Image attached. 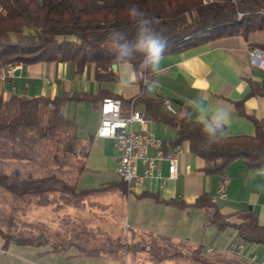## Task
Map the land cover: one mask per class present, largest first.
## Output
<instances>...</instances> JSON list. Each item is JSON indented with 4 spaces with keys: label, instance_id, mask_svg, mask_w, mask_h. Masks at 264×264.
<instances>
[{
    "label": "trees",
    "instance_id": "16d2710c",
    "mask_svg": "<svg viewBox=\"0 0 264 264\" xmlns=\"http://www.w3.org/2000/svg\"><path fill=\"white\" fill-rule=\"evenodd\" d=\"M135 4L167 38L165 54L181 52L191 46L231 35L264 31V0H0V67L36 62H73L77 72L87 64L96 66V79L117 81L112 64L114 53L109 33L124 31L129 39L135 36L136 25L128 17V8ZM264 50V43H250ZM139 54L132 61L138 64ZM154 76V75H153ZM152 76V78H153ZM249 90L234 101L237 113L255 121L254 135H228L207 150L203 136L189 113L174 114L167 110L163 98L145 95L126 99L100 86L97 92H65L55 96H4L0 90V200L8 209H0V236L4 245L48 246V251L67 250L74 246L77 255L104 256L122 259L128 252L144 254L155 264H225L207 259L204 244L167 241L153 232L131 229L126 234L112 235L105 231L96 240L52 239L45 230L23 227L17 220L19 204L30 200L42 208L74 207L85 211L95 205L93 196L110 189L128 192L127 183L119 178L97 187H81L79 178L86 168L94 135L82 136L77 121L61 111L74 99L95 105L105 96L119 97L124 114L138 105L144 107L146 118L160 120L175 127L177 136L163 143L175 147L188 142L190 150L204 160L206 173H222L236 158H243L251 168L264 165L263 123L248 114L245 100L264 96V82L248 78ZM141 89L144 82H139ZM134 100V101H133ZM17 103V112L4 119L5 107ZM52 109L51 122L44 123L45 108ZM164 201L157 193L144 192ZM181 208L212 207L208 225L224 229L234 226L241 242L264 245V224L252 209L224 214L212 197L201 194L193 203L165 200ZM236 219L232 220L231 217Z\"/></svg>",
    "mask_w": 264,
    "mask_h": 264
},
{
    "label": "crops",
    "instance_id": "0c3cea01",
    "mask_svg": "<svg viewBox=\"0 0 264 264\" xmlns=\"http://www.w3.org/2000/svg\"><path fill=\"white\" fill-rule=\"evenodd\" d=\"M255 42L264 43V31L251 32L247 38L243 35L222 36L181 52L164 54L160 68L152 78L159 82V88L152 96L170 99L177 114L188 112L192 118L196 115L195 105L189 103L192 100L201 99V103L205 105H222L228 109L231 116V122L226 130L228 135H254L255 121L239 115L234 101L242 99L249 90L248 78L264 82V50L252 48L250 43ZM256 50L260 54L259 58L254 60L251 53ZM92 64H87L82 72H77L73 62L18 63L13 74H8L5 79L0 77V90L6 97L10 95L33 97L55 96L65 92L70 95L80 91L97 92L99 87L103 86L129 99L136 96L141 89L138 83L131 89L119 92L116 88L117 81L100 83L95 77L96 66ZM113 70L117 73L116 68ZM129 71H132L131 65ZM173 98H179L183 103H176ZM244 107L246 112L261 121L264 127V96L255 95L247 98ZM136 109L144 113L142 105L136 106ZM61 111L77 121L82 136L94 135L86 168L79 178V185L97 187L119 179L116 172L119 150L115 141L111 138L96 137L102 119L100 104L70 100L62 106ZM147 119L149 128L162 143L177 136L174 126L160 120ZM135 127L138 125L135 124ZM162 148L164 153L182 148L178 157L176 178L168 180L164 185L156 178H148L142 183H134V188L128 189L127 194L118 188L100 193L120 192L121 195H127L128 204L133 202L132 211L128 215L129 228L139 232H153L167 241L201 243L206 250L217 251L220 256L232 258L237 264H264L263 244L241 242L234 226L218 229L207 224V219L213 212L212 207L191 206L184 209L165 201L176 199L191 204L201 194L207 193L211 197H217L215 202L222 213L233 214L249 208L256 213L259 222L264 224V177L251 176L250 171L255 168H251L243 158L234 159L222 173H206L203 170L205 163L203 158L190 150L188 142L168 149ZM156 151V148H151L150 154L154 155ZM160 166L162 173L167 175V160H160ZM138 171H143L142 163L138 164ZM225 179L228 180L227 196L219 197L218 189ZM144 192L157 193L165 200L160 201L151 195H142ZM92 200L99 208L105 206L100 200ZM45 209L53 215L46 220L56 224L62 234L56 233L50 237L69 238L67 233H71L76 227L73 215L79 210L74 207ZM90 209L91 207H86L85 212ZM58 218L61 222L57 223ZM231 219L234 220L236 217L232 216ZM70 225L73 229L68 228ZM47 230L48 228L45 229ZM236 243L241 245L238 252L231 249ZM27 246L30 245L12 243L4 245L1 237L0 264H96L94 262L98 261L93 260L99 259L93 258H110L77 255V250L73 249V246L60 251H48V246L38 248ZM230 253L234 255H229ZM126 255L122 259H125ZM55 259L57 261L53 262Z\"/></svg>",
    "mask_w": 264,
    "mask_h": 264
},
{
    "label": "clouds",
    "instance_id": "9594fccd",
    "mask_svg": "<svg viewBox=\"0 0 264 264\" xmlns=\"http://www.w3.org/2000/svg\"><path fill=\"white\" fill-rule=\"evenodd\" d=\"M128 17L136 25L135 36L131 39L122 30L113 29L108 36L111 51L114 53L113 64L117 71V91L123 92L133 88L140 81L145 87L139 89L137 97L152 95L159 88V82L152 79L160 68L162 58L167 50L168 41L156 25L159 20L149 17L135 4L128 8ZM139 54L138 64L129 71V66ZM201 99L189 103L195 105L194 125H198L203 136L202 147L207 150L225 138L231 122L230 112L222 105H205ZM250 175L264 177V166L252 169Z\"/></svg>",
    "mask_w": 264,
    "mask_h": 264
},
{
    "label": "built area",
    "instance_id": "2783aa9c",
    "mask_svg": "<svg viewBox=\"0 0 264 264\" xmlns=\"http://www.w3.org/2000/svg\"><path fill=\"white\" fill-rule=\"evenodd\" d=\"M251 54L256 60L260 52L256 50ZM16 65L0 67L1 79H5L8 74H13ZM163 103L167 110L177 113L170 99L164 98ZM100 111L102 119L96 137L111 138L115 141L119 150L116 172L127 183L129 190L134 188V183H142L148 178H156L164 185L168 180L177 177V162L182 148L164 153L162 141L158 140L154 131L149 128L148 119L142 111L132 107L129 114H124L121 98L114 96H105L102 99ZM135 124L138 125L137 128ZM151 148L157 150L154 155L150 154ZM162 159L168 162L167 175H164L161 170L160 160ZM139 163L143 165L142 172L138 171ZM227 183L228 180L225 179L219 187V197L227 196ZM212 200L216 201L217 197H212ZM240 248L239 243L231 247L235 252H238Z\"/></svg>",
    "mask_w": 264,
    "mask_h": 264
},
{
    "label": "rangeland",
    "instance_id": "374dc122",
    "mask_svg": "<svg viewBox=\"0 0 264 264\" xmlns=\"http://www.w3.org/2000/svg\"><path fill=\"white\" fill-rule=\"evenodd\" d=\"M264 59V57H263ZM93 65V64H92ZM93 67V66H92ZM73 102H76L72 99ZM18 109L17 103H11L7 105L4 110L3 117L4 119L11 118ZM52 118V109L45 108V116H44V123L51 122ZM94 200H100L103 203V207L99 208L97 203L90 209V211H77L76 214L73 215L74 224L76 225L75 229L71 231L74 233V237L76 239L84 238L86 240H96L100 236V234L105 233V231L111 232L114 235L119 234H126L130 237L131 229L128 226L129 217L128 215L132 211L133 202L128 204V197L127 195H121L120 192L117 193H110V194H98L93 196ZM97 206V207H96ZM19 211L17 213V220L23 227H33L35 229H42L46 231L47 234L50 236L56 235V233L61 234V229L58 228L56 224L48 222L47 218H52L53 215L49 213V210L37 207L33 203L32 200L20 203L19 204ZM0 209L7 210V205L0 200ZM130 211V212H129ZM67 220V218H65ZM72 220V218H70ZM49 220V219H48ZM60 218L56 220L58 223ZM61 222V221H60ZM68 223V222H65ZM107 223V224H105ZM73 226L70 225L68 228L73 229ZM62 235V234H61ZM1 238V236H0ZM67 239V238H61ZM14 245H20L16 243H12ZM27 247H44V246H34L30 245ZM46 247V246H45ZM75 249V247H72ZM234 255V254H229ZM137 256V257H136ZM204 256L212 261L216 262H224L225 264H237L234 259L227 258L225 256H220L217 251H204ZM99 260L94 262L96 264H154L151 260L145 258L144 254L135 255L133 252H128L125 259H114V258H93ZM60 260V259H59ZM53 261V260H52ZM55 259L53 262H56ZM54 264V263H52ZM161 264H173L172 261H165Z\"/></svg>",
    "mask_w": 264,
    "mask_h": 264
},
{
    "label": "water",
    "instance_id": "95a60500",
    "mask_svg": "<svg viewBox=\"0 0 264 264\" xmlns=\"http://www.w3.org/2000/svg\"><path fill=\"white\" fill-rule=\"evenodd\" d=\"M112 68H113V69L115 68L114 64H112ZM172 100H173L174 102H176V103H179V104H182V103H183V101L180 100L179 98H173Z\"/></svg>",
    "mask_w": 264,
    "mask_h": 264
}]
</instances>
